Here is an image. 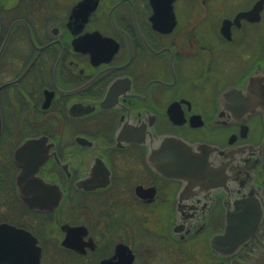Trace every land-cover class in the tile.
I'll return each instance as SVG.
<instances>
[{
    "label": "flooded vegetation",
    "instance_id": "obj_1",
    "mask_svg": "<svg viewBox=\"0 0 264 264\" xmlns=\"http://www.w3.org/2000/svg\"><path fill=\"white\" fill-rule=\"evenodd\" d=\"M83 1L0 0V250L175 264L204 240L223 259L211 240L248 182L236 153L218 175L195 161L204 145L228 152L209 155L219 165L257 148L244 161L264 227L263 115L223 101L264 71V0H91L74 15Z\"/></svg>",
    "mask_w": 264,
    "mask_h": 264
},
{
    "label": "water",
    "instance_id": "obj_2",
    "mask_svg": "<svg viewBox=\"0 0 264 264\" xmlns=\"http://www.w3.org/2000/svg\"><path fill=\"white\" fill-rule=\"evenodd\" d=\"M88 4H91V10H93L95 6L92 1L85 0L77 6L73 14L75 15L83 6ZM223 101L226 108L230 109V111L239 112L241 119L246 115H254L258 112L262 113L264 119V71H259L251 76L244 88L228 90L223 96ZM185 147L188 148L187 146ZM200 149L203 150L204 156L202 159L195 161L200 173H206L212 168V173L218 175L222 165L225 166L237 159L236 153L239 156L240 179L248 182L246 189L249 191L244 193L234 204L228 205L224 233L214 236L211 240L213 251L222 255L223 259H227L235 255L257 234L263 222V203L260 200L262 197L261 188L253 183L254 171L257 166L252 164V162L245 163L244 161L245 157L249 156L247 152H257L258 149L253 146H245L234 153L230 151L232 159L230 161H220V165L217 163L213 164L209 155L213 152L215 154L220 153L226 158L228 155L227 151H220L217 148L206 145L200 147ZM215 165L217 166L215 167ZM8 256V250H0V264H10ZM31 264H40L39 254L33 253Z\"/></svg>",
    "mask_w": 264,
    "mask_h": 264
},
{
    "label": "rangeland",
    "instance_id": "obj_3",
    "mask_svg": "<svg viewBox=\"0 0 264 264\" xmlns=\"http://www.w3.org/2000/svg\"><path fill=\"white\" fill-rule=\"evenodd\" d=\"M65 3H69L71 4V6L74 4V2L76 0H63ZM70 6V7H71ZM23 12V11H21ZM256 124L254 127V131H253V140L254 141H258L259 137H260V130H261V126H260V122L258 119H256ZM218 230L220 228H217ZM193 248L197 249V251L193 250ZM209 248L206 242H204V240H202V243L200 244H194L192 245V255L190 259H185V260H176L175 264H208L209 261H212L210 264H222L220 260H215V259H211L209 257ZM245 257V256H243ZM251 261L248 264H264V246H261V248L259 250H257L256 252H254L253 255L250 256ZM229 261L232 262V260L230 259Z\"/></svg>",
    "mask_w": 264,
    "mask_h": 264
},
{
    "label": "trees",
    "instance_id": "obj_4",
    "mask_svg": "<svg viewBox=\"0 0 264 264\" xmlns=\"http://www.w3.org/2000/svg\"><path fill=\"white\" fill-rule=\"evenodd\" d=\"M264 246V228L259 236L251 243L244 247L242 253L235 258H232V262L229 261L230 259H223L221 260L222 264H248L251 259L250 256L254 254L257 250ZM245 256V257H243ZM212 261H209L210 264Z\"/></svg>",
    "mask_w": 264,
    "mask_h": 264
}]
</instances>
